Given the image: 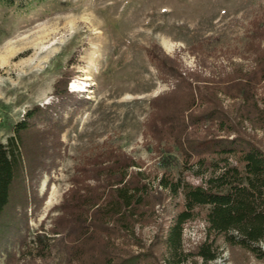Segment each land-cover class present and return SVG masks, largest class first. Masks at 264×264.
<instances>
[{"label": "rangeland", "instance_id": "rangeland-1", "mask_svg": "<svg viewBox=\"0 0 264 264\" xmlns=\"http://www.w3.org/2000/svg\"><path fill=\"white\" fill-rule=\"evenodd\" d=\"M263 15L264 0H15L0 6V142L12 135L27 110L55 99L54 83L65 73L70 74L66 89L83 99L62 109L60 153L55 158L52 154L54 161L39 169L30 192V198L36 193L38 201L27 206V222L23 207L6 211L5 219L15 216L20 228L6 246H0V264H57L53 250L45 260L37 257L35 237H51L48 230L60 214L57 208L72 186L76 166L106 146L140 162V169L130 170L149 174L152 191L165 194L155 176L165 169L179 172V157L175 152L156 153V140L146 133V126L150 102L168 93L173 81L152 65L148 48L153 46L172 59L183 74H199L215 86L235 64L245 70L253 66L241 54L251 22ZM258 93L262 95V90ZM218 97L225 108L233 102L222 94ZM241 125L264 151V128L248 121ZM52 146H48L50 154ZM186 177L198 183L191 175ZM165 195L154 204L151 219L135 225L141 247L122 235L113 238L114 244L135 253L148 249L177 212L175 203L181 201ZM203 239L202 220L184 225L186 251ZM184 264L203 263L187 260ZM207 264L264 263L221 243L216 259Z\"/></svg>", "mask_w": 264, "mask_h": 264}, {"label": "trees", "instance_id": "trees-1", "mask_svg": "<svg viewBox=\"0 0 264 264\" xmlns=\"http://www.w3.org/2000/svg\"><path fill=\"white\" fill-rule=\"evenodd\" d=\"M14 2L0 0V6ZM250 26L241 56L251 59L253 66L245 70L235 64L215 86L199 74H183L155 47L147 50L149 61L162 77L173 81V87L150 102L146 133L156 140V153L175 152L180 164L177 173L165 169L155 176L163 192L181 198L155 242L136 253L114 244L113 238L122 235L141 247L135 225L151 219L154 204L166 193L152 191L149 174L130 170L140 169V162L106 146L76 166L72 186L57 208L60 214L48 230L51 237H35L37 257L45 260L53 250L57 264H184L187 260L207 264L225 243L264 263V151L241 125L248 121L264 128V15ZM69 78L68 73L59 78L52 91L55 99L27 110L12 135L0 142V246H6L20 228L15 216L5 219L6 211L23 207L27 222L39 169L60 153L62 109L83 102L66 89ZM219 94L231 98L232 104L223 107ZM49 145L54 153H48ZM187 175L198 183L188 181ZM197 219L204 223V239L186 251L183 227ZM24 239L21 236L20 241Z\"/></svg>", "mask_w": 264, "mask_h": 264}, {"label": "built area", "instance_id": "built-area-1", "mask_svg": "<svg viewBox=\"0 0 264 264\" xmlns=\"http://www.w3.org/2000/svg\"><path fill=\"white\" fill-rule=\"evenodd\" d=\"M262 247L264 248V243L262 244Z\"/></svg>", "mask_w": 264, "mask_h": 264}]
</instances>
